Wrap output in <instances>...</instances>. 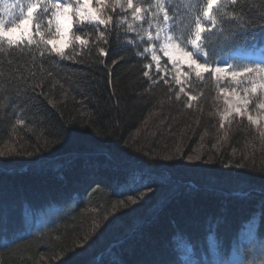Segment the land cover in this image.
Masks as SVG:
<instances>
[{
	"label": "trees",
	"instance_id": "obj_1",
	"mask_svg": "<svg viewBox=\"0 0 264 264\" xmlns=\"http://www.w3.org/2000/svg\"><path fill=\"white\" fill-rule=\"evenodd\" d=\"M86 31L75 60L0 52V264H237L264 240V123L222 122L212 80L176 85L162 51L158 74L127 24Z\"/></svg>",
	"mask_w": 264,
	"mask_h": 264
},
{
	"label": "snow or ice",
	"instance_id": "obj_2",
	"mask_svg": "<svg viewBox=\"0 0 264 264\" xmlns=\"http://www.w3.org/2000/svg\"><path fill=\"white\" fill-rule=\"evenodd\" d=\"M176 3L177 0L5 2L0 6V13L11 19L6 22L0 15V52L12 49L31 52L35 49L41 57L75 60L78 48L89 47L92 33L86 29L90 26L98 33L95 39L107 44L109 36L120 25L127 24L129 32H136L139 40L149 45L143 51L152 53L151 59L156 61L158 74L160 65L156 53L162 51L172 64V79L176 85L203 82L206 77L212 80L218 95L224 97L226 107L221 113L222 122L235 115L247 116L253 125L264 123V57L252 60L249 57L253 53L241 46L242 41L252 39V47L264 49V35L256 39L257 29H264V5L259 6L257 14L246 18L243 10L239 15L227 12V8L238 5L239 0H184L185 11L179 16ZM129 13L133 23H128ZM186 17L190 19L186 20ZM225 18L234 22L227 30L223 27ZM136 22L141 25L138 31L134 28ZM145 23L147 28L143 27ZM211 36H215L216 41L209 42ZM99 51L104 54L103 48ZM145 68L150 69L151 65H145ZM143 75L151 79L150 71H144ZM162 79L165 84L169 83L167 78ZM250 107L260 115H252ZM23 123V120L17 121V124ZM260 135L264 137V131ZM9 154H12L10 150L0 156ZM188 159L200 160L201 157ZM5 219L0 213V223ZM248 244L247 251L243 245L240 247L237 264H264V240L253 236Z\"/></svg>",
	"mask_w": 264,
	"mask_h": 264
},
{
	"label": "rangeland",
	"instance_id": "obj_3",
	"mask_svg": "<svg viewBox=\"0 0 264 264\" xmlns=\"http://www.w3.org/2000/svg\"><path fill=\"white\" fill-rule=\"evenodd\" d=\"M5 2H7V3H12V2H14V0H0V6H2ZM183 3H184V0H177V3H176V8L179 10L178 11V16L181 14V13H183L184 11H185V9L183 8ZM172 14V10L170 9V15ZM0 15H3L4 16V19H5V21L7 22L9 19H11L10 17H8V16H6L5 14H3V13H0ZM186 20L187 19H190V17H186L185 18ZM48 38H51V39H57V38H55V37H47V39ZM61 47H63V43H61V45H60ZM156 55H157V57L159 58V65H160V62H161V56H160V54L157 52L156 53ZM165 56V55H164ZM166 57V56H165ZM262 57H264V54L263 53H261V52H258V53H254V54H252L249 58L250 59H252V60H259V59H261ZM156 62V61H155ZM202 62V61H201ZM230 91V90H229ZM251 112V111H250ZM251 114L252 115H254V116H259L260 115V113H258V112H251ZM194 157V156H193ZM188 161H190V162H193V160H188ZM195 161V160H194Z\"/></svg>",
	"mask_w": 264,
	"mask_h": 264
}]
</instances>
